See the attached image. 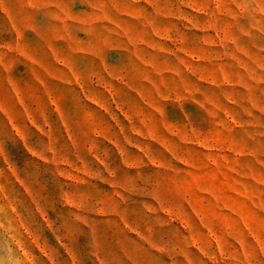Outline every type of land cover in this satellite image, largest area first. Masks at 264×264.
I'll return each instance as SVG.
<instances>
[{
  "label": "rangeland",
  "instance_id": "rangeland-1",
  "mask_svg": "<svg viewBox=\"0 0 264 264\" xmlns=\"http://www.w3.org/2000/svg\"><path fill=\"white\" fill-rule=\"evenodd\" d=\"M0 264H264V0H0Z\"/></svg>",
  "mask_w": 264,
  "mask_h": 264
}]
</instances>
